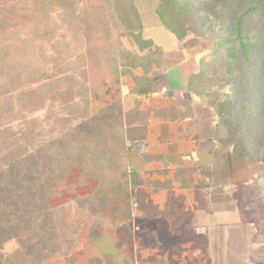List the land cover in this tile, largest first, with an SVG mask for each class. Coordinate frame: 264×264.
Masks as SVG:
<instances>
[{"label":"rangeland","instance_id":"374dc122","mask_svg":"<svg viewBox=\"0 0 264 264\" xmlns=\"http://www.w3.org/2000/svg\"><path fill=\"white\" fill-rule=\"evenodd\" d=\"M132 2L142 22L140 37L154 40L170 35L155 12L159 0ZM115 4V0H0V171L36 151L42 152L50 169L59 162L62 169L66 168L68 161L57 162L53 157L60 150L69 158L79 155L87 166L95 158L103 165V154L108 155L116 146L123 125L122 110L110 103L111 94L117 96V79L129 66L155 65L160 54L157 47H143L141 40H136L135 31L123 24ZM176 41L167 36V42ZM180 43L179 48L204 55L203 62L213 50L209 36L193 31ZM210 88L204 94L211 103L223 99L224 87L212 82ZM244 161L241 163L249 167L245 177L249 184L242 188V218L247 217L251 225L250 237L244 250L239 249L243 244L236 245L232 240L224 262L264 264V195L254 187V179L264 173V161ZM19 164L33 176L30 163ZM44 172L42 182L50 176L47 170ZM81 179L80 170L71 169L63 192L50 198V206L55 208L52 221L45 217L41 198L29 199L38 181L26 184L30 194L24 191L25 212L21 210L28 219L26 228L30 230L36 223L52 228L54 224V236L47 239V251L35 252L39 250L36 248L29 255L20 248L13 253L10 248L5 254L0 252L2 260L47 264L69 256L79 228L74 213L87 209L94 213L99 207L98 203L75 198L95 187L94 181L83 184ZM11 190L16 188L12 186ZM20 225L17 232L22 234L25 224ZM36 254L43 256L37 258Z\"/></svg>","mask_w":264,"mask_h":264},{"label":"crops","instance_id":"0c3cea01","mask_svg":"<svg viewBox=\"0 0 264 264\" xmlns=\"http://www.w3.org/2000/svg\"><path fill=\"white\" fill-rule=\"evenodd\" d=\"M167 36H141L143 47H157L159 59L129 66L114 86L117 96L111 94L124 115L119 147L127 201L113 197L106 209L74 213L75 248L47 264H230L224 261L232 240L245 249L251 225L242 218V188L249 167L216 141L211 101L190 87L204 55ZM151 81L153 91L137 92ZM90 181L96 189L97 179H81Z\"/></svg>","mask_w":264,"mask_h":264},{"label":"trees","instance_id":"16d2710c","mask_svg":"<svg viewBox=\"0 0 264 264\" xmlns=\"http://www.w3.org/2000/svg\"><path fill=\"white\" fill-rule=\"evenodd\" d=\"M115 2L123 24L135 31L137 41L141 40L142 22L132 0ZM155 12L162 27L178 41L191 31L200 36L207 35L212 40V53L204 62L201 61L199 74L190 87L199 94L208 92L212 82L224 87L223 99L211 103L218 118L216 141L223 146L231 145L236 160L264 161V0H159ZM156 85L150 82L140 86L137 92L148 93ZM121 135L122 125L115 140L117 147L114 146L108 155L103 154V165L95 158L90 159L87 166L81 162L79 155L69 158L65 151L60 150L55 154L53 151V157L57 162L68 161L66 168L62 169L59 162L50 169V163L41 157L42 152L36 151L31 154L32 157L13 161L5 171H0V252L5 254L10 248L13 253L22 249L29 255L36 248L39 250L35 252L47 251L50 241L47 239L54 236L51 233L55 227L53 223L52 228L40 223L34 224L30 230L26 228L28 219H24L21 210L25 212L24 191L30 194V188L26 187L30 182L38 181L37 185L33 184L35 192L29 195V199L41 198L40 201H44L43 206H39L44 208L45 217L50 221L55 210L50 206V198L63 192L73 168L80 170L82 179L89 177L99 182L91 195L77 196V201L88 200L93 205L98 203L100 209H106L113 197H122L126 202L127 174L120 164L122 153L119 146L124 145ZM27 158L29 162H26ZM21 162L30 163L34 178L19 164ZM98 165L103 167L98 168ZM46 170L50 176L43 183ZM12 186L16 191L11 190ZM254 187L264 195V173L255 179ZM21 223L25 224L22 234L17 232ZM26 235L29 237L25 240L23 237ZM42 256L36 254L37 258Z\"/></svg>","mask_w":264,"mask_h":264}]
</instances>
